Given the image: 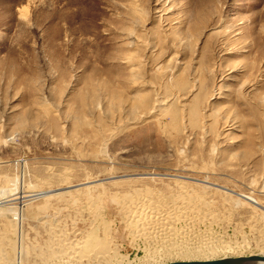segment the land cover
<instances>
[{"label": "rangeland", "instance_id": "1", "mask_svg": "<svg viewBox=\"0 0 264 264\" xmlns=\"http://www.w3.org/2000/svg\"><path fill=\"white\" fill-rule=\"evenodd\" d=\"M0 192L9 262L143 264L127 197L264 255V0H0Z\"/></svg>", "mask_w": 264, "mask_h": 264}, {"label": "bare ground", "instance_id": "2", "mask_svg": "<svg viewBox=\"0 0 264 264\" xmlns=\"http://www.w3.org/2000/svg\"><path fill=\"white\" fill-rule=\"evenodd\" d=\"M160 104V103H159ZM161 105H163V103L161 104ZM165 105V104H164ZM63 176V175H62ZM141 176V175H140ZM66 177V176H65ZM89 178H90V176H89ZM67 179V178H66ZM66 179H65V181H66ZM49 181V180H48ZM47 181V182H48ZM64 181V180H63ZM133 181V180H132ZM140 181V180H139ZM176 181V180H175ZM15 182V181H14ZM44 182H46V181H44ZM46 182V183H47ZM61 183V182H60ZM65 183V182H64ZM69 183V182H68ZM137 183V182H136ZM186 183V182H185ZM205 183V182H204ZM48 184V183H47ZM66 184V183H65ZM71 184V183H70ZM99 184V183H98ZM179 184V183H178ZM206 184H208V183H206ZM42 185H43V183H42ZM45 185V184H44ZM43 185V186H44ZM138 185V184H137ZM183 185V184H182ZM14 186H16V185H14ZM37 186V185H36ZM180 186V185H179ZM191 186H193V185H191ZM50 187V186H49ZM76 187H78V186H76ZM122 187H123V185H122ZM145 187V186H144ZM185 189H187L186 187H185V184H184V186H183ZM195 187V186H194ZM205 187V186H204ZM114 188V187H113ZM180 188V187H179ZM183 188V189H184ZM125 189V188H124ZM127 189V188H126ZM198 189H199V187H198ZM205 189V188H204ZM203 189V190H204ZM16 190V189H15ZM79 190V189H78ZM86 190V189H85ZM196 190V189H195ZM227 190V189H226ZM60 191V190H59ZM88 191V190H87ZM143 191V190H142ZM16 192V191H15ZM52 191H50V193H51ZM75 192V191H74ZM84 192V191H83ZM134 192H135V190H134ZM1 193V192H0ZM64 193V192H63ZM80 193V192H79ZM183 193V192H182ZM213 193V192H212ZM47 194H49V192H43V193H39V195H35V196H33V197H35V198H38V197H45ZM71 194V193H70ZM98 194V193H97ZM144 194V193H143ZM215 194V193H214ZM50 195V194H49ZM60 195H61V193H60ZM177 195V194H176ZM240 198H242L243 200H246V201H248V202H250V203H252V204H254L255 206H257L258 208H261L262 210H264V207L258 202V200H256L255 198H253V197H251V196H247V195H240V194H237ZM48 196V195H47ZM130 196V195H129ZM131 196H133V194L131 195ZM144 196V195H143ZM70 197V196H69ZM135 197V196H134ZM118 198V197H117ZM122 198V197H121ZM127 198H129V199H125L124 198V200L122 201V199H121V201L123 202V204L122 203H120V202H118L119 204H118V206L119 205H121L122 204V210H125V213L124 214H127V216L128 217H132V220H130L131 218H129V220L131 221V222H140L141 223V225L142 226H146V227H144V228H140L139 226H140V224H139V228H138V231H134L133 233L134 234H132V235H135V233H137V235L136 236H145L144 238H147V240H155L156 242H157V244L160 246L158 249H155L156 250V252H154V253H152V254H154L153 256L154 257H156V259H157V257H159V258H161L162 259V257H165L166 258V255H172V256H177V257H181V258H183V259H186V260H183V261H206V260H216V259H222V258H218L219 256L217 255V253L219 252V250L220 249H222V247H219V246H217V244L216 245H214V243H211V242H207V238H205V240H202L200 243H196V242H194V243H196V244H190V242L188 243L187 241H182L181 240V238H180V240L182 241L181 243H173L172 241L174 240V238H172V236H174V235H176V230H174L173 229V226H172V222L171 221H167V214L168 213H170V212H173V211H176V208H172V207H167L165 210H164V212H166V214L165 213H163L162 211H158V207H156L154 204V202H152L151 200H144V199H138V200H134L132 197H127ZM148 198V197H147ZM62 199V198H61ZM73 199V198H72ZM75 199V198H74ZM150 199V198H149ZM65 200H66V198H65ZM78 201V200H77ZM80 201V200H79ZM113 201V200H112ZM115 201H118V199L117 200H115ZM120 201V200H119ZM53 202H55V201H53ZM57 202V201H56ZM59 202V201H58ZM70 202V201H69ZM235 202V201H234ZM240 202V201H239ZM73 203H75V202H73ZM249 203V204H250ZM184 204H186V202H184ZM221 204V203H220ZM70 205V204H69ZM78 205V204H77ZM83 205V204H82ZM236 205H237V203H236ZM145 206H147V207H149L150 208V211L151 212H148V213H146L145 211H146V209L147 208H145ZM162 206V205H161ZM164 206V205H163ZM162 206V207H163ZM13 209V208H12ZM69 209V208H68ZM161 209V208H160ZM186 209V208H185ZM201 209V208H200ZM252 209V208H251ZM2 210H4V209H2ZM6 210V209H5ZM15 210V209H14ZM65 210H66V208H65ZM202 210V209H201ZM10 211V210H9ZM12 211V210H11ZM11 211H10V213H11ZM179 211V210H178ZM184 211V210H183ZM187 211V210H186ZM13 212H15V211H13ZM9 213V212H8ZM150 213V214H149ZM189 213V212H188ZM70 214V213H69ZM154 214V215H153ZM179 214V213H178ZM177 214V215H178ZM184 214V213H183ZM186 214H187V212H186ZM194 214V213H193ZM196 214V213H195ZM211 214V213H210ZM5 215H7V214H5ZM22 215V210H16V212L14 213V217L17 219H19V217ZM172 215V214H171ZM180 215V214H179ZM170 216V215H169ZM168 216V217H169ZM7 217H11V215L10 216H7ZM189 217H191V216H189ZM11 218H13V217H11ZM124 218V217H123ZM170 218H173V215H172V217H170ZM195 218V217H194ZM200 218V217H199ZM206 218H208V217H206ZM8 219V218H7ZM15 219V220H16ZM20 219H21V217H20ZM63 219V218H62ZM189 219H191V218H189ZM192 219H193V217H192ZM9 220H11V222H10V227H13V228H15V231L14 232H11V231H9V233L7 232V238H8V240L9 241H16L17 242V233H16V226H17V228L19 227L18 226V224H16V222L14 221V219L12 220V219H10L9 218ZM123 220V219H122ZM127 220V219H126ZM128 220V221H129ZM159 220V221H158ZM196 219H194V221H195ZM205 220H207V219H205ZM18 221V220H17ZM21 221V220H20ZM158 221V222H157ZM191 221V220H190ZM130 222V223H131ZM200 222V221H199ZM18 223V222H17ZM20 223V222H19ZM128 223V222H127ZM126 223V224H127ZM155 223V224H154ZM157 223V224H156ZM133 224V223H132ZM185 224V223H184ZM201 224V223H200ZM20 225V224H19ZM138 225V224H137ZM204 225V224H203ZM5 226V225H4ZM180 226V225H179ZM182 226V225H181ZM192 226H193V224H192ZM135 227V226H134ZM183 227V226H182ZM182 227H180V228H182ZM188 227V226H187ZM127 228V227H126ZM136 228V227H135ZM11 229V228H10ZM139 229H141V230H139ZM179 229V228H178ZM14 230V229H13ZM18 230V229H17ZM136 230V229H135ZM132 231V230H131ZM176 231V232H175ZM194 231V230H193ZM201 231V230H200ZM18 232H19V230H18ZM173 232V233H172ZM179 232V231H178ZM205 232V231H204ZM216 232V231H215ZM74 233V232H73ZM131 233V232H130ZM181 233H182V231H181ZM180 233V234H181ZM186 233H187V231H186ZM188 233H190L189 231H188ZM187 233V234H188ZM192 233V232H191ZM254 233V232H253ZM4 234V233H3ZM57 234V233H56ZM179 234V233H178ZM183 234V233H182ZM196 234V233H195ZM199 234H200V232H199ZM207 234V233H206ZM206 234L204 235L205 237H206ZM130 235V234H129ZM188 235H190V234H188ZM198 235V234H197ZM202 235V234H201ZM201 235H199V236H201ZM213 235V234H212ZM135 236V237H136ZM180 236H183V235H180ZM185 236V235H184ZM134 237V238H135ZM196 237L197 236H195V238L194 237H191V239L190 240H193L192 238H194V239H196ZM211 237V236H210ZM62 238V237H61ZM98 238V237H97ZM179 238V237H178ZM204 238V237H203ZM214 238V237H213ZM20 239V238H19ZM95 239V238H94ZM177 239V238H176ZM184 239H185V237H184ZM207 239V240H206ZM210 239V238H209ZM245 239V238H244ZM97 240V239H96ZM95 240V241H96ZM188 240V239H187ZM90 241V240H89ZM194 241V240H193ZM150 242V241H149ZM148 241H147V243H149ZM13 242H10V244H12ZM86 243V242H85ZM94 243V242H93ZM146 243V244H147ZM218 243V242H217ZM90 244V243H89ZM88 244V245H89ZM92 244V243H91ZM95 244V243H94ZM153 244V243H152ZM51 245V244H50ZM84 245V244H83ZM14 246V245H13ZM12 246V247H13ZM16 246H18V245H16ZM52 246V245H51ZM67 246V245H66ZM153 246V245H152ZM156 246V245H155ZM220 246H222V245H220ZM224 246V245H223ZM81 247H82V244H81ZM147 247V246H146ZM229 247L230 246H225L224 248L225 249H229ZM240 247V246H239ZM244 247V246H243ZM52 248V247H51ZM72 248V247H71ZM77 248H80L79 246L77 247ZM154 248V247H153ZM242 248V247H241ZM81 249V248H80ZM92 249V248H91ZM107 249V245L104 247V250H106ZM150 249V248H149ZM231 249V248H230ZM147 250V249H146ZM152 250V249H151ZM150 250V251H151ZM154 250V249H153ZM154 250V251H155ZM263 250V249H262ZM11 251H12V248H9L8 250H5V251H2V250H0V255H2V254H7V253H11ZM76 251H78V249H76ZM90 251V250H89ZM102 251V250H101ZM108 251V250H107ZM144 251V250H143ZM230 251V250H229ZM87 252H88V250H87ZM149 252V251H148ZM225 252V251H224ZM51 253H52V251H51ZM82 253V252H81ZM95 253V252H94ZM19 255H17L16 256V259H15V261L14 262H9L8 260H7V258L6 257H2V258H0V264H20V262L22 261V255L20 254V253H18ZM66 254V253H65ZM74 254H76V253H74ZM88 254V253H87ZM90 254V253H89ZM96 254V253H95ZM97 254H98V252H97ZM97 254H96V257H97ZM103 254V253H102ZM108 254V253H107ZM115 254V253H114ZM149 254V253H148ZM151 254V255H152ZM56 255H57V253H56ZM104 255V254H103ZM102 255V256H103ZM69 256H71V255H69ZM73 256V255H72ZM80 256V255H79ZM153 256H148V258L147 259H145L144 261H143V264H150V261L153 259L152 257ZM260 256H264V255H260ZM86 257V256H85ZM88 257V256H87ZM93 257V256H92ZM109 257V256H108ZM56 258V257H55ZM224 258H228L227 256H224ZM96 259V258H95ZM115 259V258H114ZM164 259V258H163ZM102 260V259H101ZM107 260V259H106ZM125 260V259H124ZM155 262V261H154ZM153 262V263H154ZM82 263V262H81ZM115 263V262H114ZM127 263V262H126ZM22 264V263H21ZM89 264V263H88ZM129 264H130V262H129ZM159 264H161V263H159Z\"/></svg>", "mask_w": 264, "mask_h": 264}, {"label": "water", "instance_id": "3", "mask_svg": "<svg viewBox=\"0 0 264 264\" xmlns=\"http://www.w3.org/2000/svg\"><path fill=\"white\" fill-rule=\"evenodd\" d=\"M168 264H264V256L251 255L206 261H177Z\"/></svg>", "mask_w": 264, "mask_h": 264}]
</instances>
